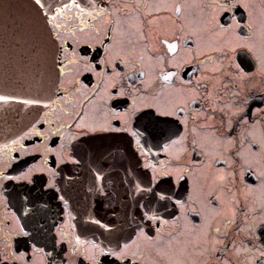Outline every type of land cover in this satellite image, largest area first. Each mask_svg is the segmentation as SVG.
Returning <instances> with one entry per match:
<instances>
[{
  "label": "flooded vegetation",
  "instance_id": "obj_1",
  "mask_svg": "<svg viewBox=\"0 0 264 264\" xmlns=\"http://www.w3.org/2000/svg\"><path fill=\"white\" fill-rule=\"evenodd\" d=\"M193 1L47 16L58 83L0 143V264H264V0Z\"/></svg>",
  "mask_w": 264,
  "mask_h": 264
},
{
  "label": "water",
  "instance_id": "obj_2",
  "mask_svg": "<svg viewBox=\"0 0 264 264\" xmlns=\"http://www.w3.org/2000/svg\"><path fill=\"white\" fill-rule=\"evenodd\" d=\"M64 1L39 0L40 7L34 0H0V143L19 133L53 95L55 43L43 11Z\"/></svg>",
  "mask_w": 264,
  "mask_h": 264
},
{
  "label": "rangeland",
  "instance_id": "obj_3",
  "mask_svg": "<svg viewBox=\"0 0 264 264\" xmlns=\"http://www.w3.org/2000/svg\"><path fill=\"white\" fill-rule=\"evenodd\" d=\"M193 2H196V0L195 1H193ZM260 7V6H259ZM257 5H254V11H255V14L257 13V10H258V8H259ZM251 10H252V8H250ZM259 10H260V8H259ZM199 12V11H198ZM68 35V36H67ZM66 35V37H68V38H73V39H76L77 40V37H76V35L75 34H71V35H69V34H67ZM135 36V39H139L140 38V33H139V31H138V33L136 34V35H134ZM80 39H81V42H84V41H86V38L84 37V34H83V37L81 38L80 37ZM139 52L141 51V49H142V47L140 46L139 47V45H138V43L137 42H134V45H133ZM65 59H66V61L64 62V66L69 62V65H70V63H71V65H72V67H74L75 68V70H77V72L79 73L80 72V65H78L77 64V62H75L73 59H68V56H65L64 57ZM69 76H72L71 74H66L65 76H64V81H65V83H67L66 82V80H67V78H69ZM70 93H72L71 95L72 96H75L76 94H78V95H80V96H82L84 93L82 92V91H75V92H70ZM88 109H89V111L87 112L88 113V117L89 118H91V119H89V120H92L93 122H95V123H99V117L97 116L98 114H99V112H100V107H99V105L98 104H96V103H92V105L91 106H89L88 107ZM208 148H210L211 150H210V153H212V154H218L219 152H220V148H221V146L220 145H213V146H207Z\"/></svg>",
  "mask_w": 264,
  "mask_h": 264
},
{
  "label": "bare ground",
  "instance_id": "obj_4",
  "mask_svg": "<svg viewBox=\"0 0 264 264\" xmlns=\"http://www.w3.org/2000/svg\"><path fill=\"white\" fill-rule=\"evenodd\" d=\"M22 117L23 116H21V119H22ZM76 147H78V146H76ZM76 151H78L77 153H78V155H80V151H81L80 147H78Z\"/></svg>",
  "mask_w": 264,
  "mask_h": 264
},
{
  "label": "snow or ice",
  "instance_id": "obj_5",
  "mask_svg": "<svg viewBox=\"0 0 264 264\" xmlns=\"http://www.w3.org/2000/svg\"><path fill=\"white\" fill-rule=\"evenodd\" d=\"M37 2H39V0H37Z\"/></svg>",
  "mask_w": 264,
  "mask_h": 264
}]
</instances>
